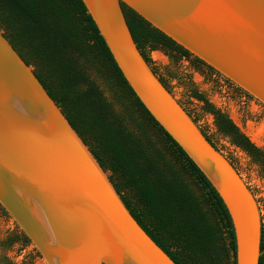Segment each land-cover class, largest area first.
<instances>
[{
  "label": "water",
  "instance_id": "95a60500",
  "mask_svg": "<svg viewBox=\"0 0 264 264\" xmlns=\"http://www.w3.org/2000/svg\"><path fill=\"white\" fill-rule=\"evenodd\" d=\"M81 1L135 96L222 200L235 264H258L255 196L153 73L121 4L264 106V0ZM0 206L44 264H175L1 29Z\"/></svg>",
  "mask_w": 264,
  "mask_h": 264
},
{
  "label": "trees",
  "instance_id": "16d2710c",
  "mask_svg": "<svg viewBox=\"0 0 264 264\" xmlns=\"http://www.w3.org/2000/svg\"><path fill=\"white\" fill-rule=\"evenodd\" d=\"M121 6L133 40L148 64L147 52L157 49L165 50L174 61L192 56L125 4ZM0 29L24 62L33 67L99 165L111 172L109 179L131 215L171 260L175 264H223L226 258L224 264H235L233 228L222 200L135 96L83 2L0 0ZM193 61L214 71L196 57ZM92 74L107 84L111 100ZM190 94L212 115L216 130L244 151L264 175V151L204 94L195 88ZM151 129L160 139L153 138ZM173 150L189 180L173 162ZM16 239L18 236L1 245L8 247ZM260 250L258 264H264L263 225ZM0 264L16 263L2 253Z\"/></svg>",
  "mask_w": 264,
  "mask_h": 264
},
{
  "label": "rangeland",
  "instance_id": "374dc122",
  "mask_svg": "<svg viewBox=\"0 0 264 264\" xmlns=\"http://www.w3.org/2000/svg\"><path fill=\"white\" fill-rule=\"evenodd\" d=\"M147 56L149 65L156 71V75L163 79L169 91L190 113L191 117L196 119L199 128L204 130L218 150L232 162L251 189L257 200L261 223L264 226V175L259 171L258 165L244 151L232 145L228 137L223 136L216 130L212 115L202 109V103L193 98L190 92L195 88L204 94L216 108L227 113L249 140L263 151L264 106L217 72L195 63L192 56L178 58L174 61L163 49L148 51ZM92 77L97 79L105 95L111 100L113 96L107 84L97 78L96 74H92ZM123 102L127 104L126 99H123ZM135 116H138V112H135ZM151 134L155 140L160 139L152 129ZM172 158L177 167L185 174L184 177L189 180L190 176L183 169L182 162L178 161L174 150ZM107 173L111 174L110 171H107ZM190 185L196 189L194 184ZM21 234L20 229L0 206V256L3 253L16 264L28 262L44 264L30 243L25 244L23 242ZM14 236H18V239L12 241L8 247L1 245V242H9ZM225 262L226 258L223 259V264Z\"/></svg>",
  "mask_w": 264,
  "mask_h": 264
}]
</instances>
